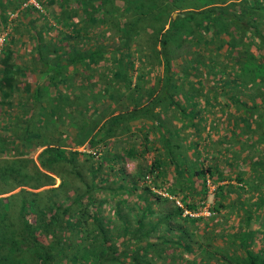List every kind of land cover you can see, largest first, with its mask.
Listing matches in <instances>:
<instances>
[{"label":"trees","instance_id":"trees-1","mask_svg":"<svg viewBox=\"0 0 264 264\" xmlns=\"http://www.w3.org/2000/svg\"><path fill=\"white\" fill-rule=\"evenodd\" d=\"M263 27L264 0H0V264H264Z\"/></svg>","mask_w":264,"mask_h":264},{"label":"rangeland","instance_id":"rangeland-1","mask_svg":"<svg viewBox=\"0 0 264 264\" xmlns=\"http://www.w3.org/2000/svg\"><path fill=\"white\" fill-rule=\"evenodd\" d=\"M34 3V2H33ZM76 17V19H78V20H80V19H82V15L81 14H78V15H76L75 16ZM57 27H59V25H57ZM263 32H264V27H263ZM2 35V33L0 34V37H2L1 36ZM0 43H1V40H0ZM16 47H15V53H16V55L18 56V59L20 60V61H22V60H24V61H26V63H27V61H28V57H29V55L31 54H29L28 53V50H27V47H28V45H29V42L28 41H25L24 43L23 42H20L19 43V41L18 42H16L15 44H14ZM262 51H264V48L262 49ZM80 71H81V68H79V67H77V70L75 71V79L70 83V85H71V88H69V87H63V88H65L66 90L65 91H71V92H75V91H78L77 90V88H80L81 86L82 87H84V86H86V85H84V84H81V81L83 80V78L85 77V75L84 74H82L81 75V73H80ZM84 72H87V70L86 71H84ZM44 77V76H43ZM43 77H41V78H43ZM204 80V82H207V79H203ZM38 81H40V79L38 80ZM216 87V89L218 88V84L215 86ZM80 91H81V89L77 92V93H80ZM203 91H204V88H203ZM202 93L203 92H201L199 95H198V98H199V100L201 101V103H202ZM72 95V94H71ZM220 101V103L222 102L221 100H218V102ZM242 101H245L246 103H249V101L248 100H246L245 99V97H242ZM229 106V109H232V111H231V114L233 115V117L235 118V119H237L238 118V113H235V111L236 110H234L233 109V107H232V105H228ZM225 107V106H224ZM204 112V115L205 116H207V121H208V119H209V114L207 113V111L205 110V111H203ZM237 112V111H236ZM174 119V118H173ZM225 120V119H224ZM224 120H222V125H221V127L220 128H218V129H212V128H209L208 127V122L206 121V123H205V125H204V127H203V130H202V133H205V131H207V130H211V133H212V138H216V137H218V136H221L222 135V133L224 132V130H222V127H223V125H224ZM239 121V120H238ZM171 122H173V121H171ZM174 122H176V121H174ZM177 123V122H176ZM175 123V124H176ZM132 124H134L133 122H132ZM60 129L61 130H63L62 132L64 133V137H66V141H68L69 140V138H70V136L73 134V128H68V129H63L62 127H60ZM181 133H182V135H185V133L186 132H188V126H186L185 128H182L181 130ZM205 141V140H204ZM201 142V144L203 143L202 141H200ZM79 148H81V147H79ZM210 153H214V154H216V155H220V153H221V151L219 150L218 151V149L217 150H215L214 149V147H212V146H208L207 147V150H202L201 151V154L203 155V154H206L207 156H209L210 155ZM147 157V156H146ZM204 161H207L206 159L204 160ZM131 162L132 161H130L129 162V165H131V166H128V169H130V167H132V164H131ZM208 162V161H207ZM206 162V163H207ZM56 182H57V179H56ZM212 189V185H210V184H208V191L207 192H209L210 190ZM247 201H248V199H247ZM235 211V210H234ZM219 219L220 218H218V220L217 221H219ZM257 220H256V218H255V220H254V222H256ZM226 224H225V226L224 227H226V228H228L229 230L231 229V228H234V226H236L237 224H239L240 223V219H239V214H238V212L237 213H234L233 214V218L232 219H227L226 221ZM229 224H231V225H233L232 227H230V226H228ZM257 238H259L258 240H257V242H259V244H262L263 242H262V239H260V237L259 236H257ZM264 247V246H263Z\"/></svg>","mask_w":264,"mask_h":264},{"label":"crops","instance_id":"crops-1","mask_svg":"<svg viewBox=\"0 0 264 264\" xmlns=\"http://www.w3.org/2000/svg\"><path fill=\"white\" fill-rule=\"evenodd\" d=\"M72 83H73V82H72ZM72 83H71V84H72ZM81 84H84V83L82 82ZM70 88H71V85H70ZM95 88H96V86H93L92 89L94 90ZM92 89H91V90H92ZM70 93L73 95V93H72L71 91H70ZM105 102H106V101H105ZM100 107H101V106H100ZM155 109H156V107H155ZM166 118H168V117H166ZM140 120H142V118L131 120L130 123L133 122L134 125H139V121H140ZM171 121L174 122L175 120L172 118ZM145 123H146V125H147L148 130H149L148 132H149V136H150V135H152V129H150L151 125L149 124V123H151V121L148 120V119H146V120H145Z\"/></svg>","mask_w":264,"mask_h":264},{"label":"built area","instance_id":"built-area-1","mask_svg":"<svg viewBox=\"0 0 264 264\" xmlns=\"http://www.w3.org/2000/svg\"><path fill=\"white\" fill-rule=\"evenodd\" d=\"M2 36V35H1ZM0 40L2 41V37H0ZM197 213H202V214H209V210L207 209L206 205H203ZM195 213V214H197Z\"/></svg>","mask_w":264,"mask_h":264},{"label":"water","instance_id":"water-1","mask_svg":"<svg viewBox=\"0 0 264 264\" xmlns=\"http://www.w3.org/2000/svg\"><path fill=\"white\" fill-rule=\"evenodd\" d=\"M176 14H177V12H176V11H173V12L171 13V16L174 17ZM179 14L182 15V12H179Z\"/></svg>","mask_w":264,"mask_h":264}]
</instances>
